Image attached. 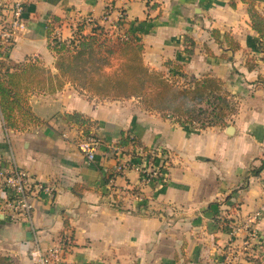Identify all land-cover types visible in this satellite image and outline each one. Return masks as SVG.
Wrapping results in <instances>:
<instances>
[{
    "label": "crops",
    "instance_id": "crops-1",
    "mask_svg": "<svg viewBox=\"0 0 264 264\" xmlns=\"http://www.w3.org/2000/svg\"><path fill=\"white\" fill-rule=\"evenodd\" d=\"M26 1L27 30L6 65L36 63L56 74L51 39L70 38L90 17L135 34L152 70L221 78L237 102L226 128L199 131L142 109L137 99L91 98L70 83L56 93H29L39 122L10 131L11 148L21 168L56 188L35 201L44 247L71 233L68 264H219L220 245L230 240L220 220L257 211L264 244V51L249 6L242 0ZM256 8L264 14V2ZM82 133L100 141L90 163L79 147ZM9 163L0 111V167ZM144 166L161 171L160 178L146 183L137 169ZM233 203L239 211L224 210ZM30 232L0 215V253L14 264H35Z\"/></svg>",
    "mask_w": 264,
    "mask_h": 264
},
{
    "label": "trees",
    "instance_id": "trees-1",
    "mask_svg": "<svg viewBox=\"0 0 264 264\" xmlns=\"http://www.w3.org/2000/svg\"><path fill=\"white\" fill-rule=\"evenodd\" d=\"M242 1L249 6L251 27L264 51V14L256 8L264 0ZM213 33L216 37L221 35L216 30ZM232 45L235 50L240 48L237 43ZM50 47L56 55V74L36 63L4 65L0 69V111L6 129L17 131L21 123L39 122L33 115L29 93L35 89L56 93L67 83L91 98L137 99L145 110L199 131L226 128L237 112L234 97L221 78L208 75L180 85L175 75L166 77L147 67L143 45L120 24L83 22L70 38L54 36ZM0 264L14 262L0 253Z\"/></svg>",
    "mask_w": 264,
    "mask_h": 264
},
{
    "label": "built area",
    "instance_id": "built-area-1",
    "mask_svg": "<svg viewBox=\"0 0 264 264\" xmlns=\"http://www.w3.org/2000/svg\"><path fill=\"white\" fill-rule=\"evenodd\" d=\"M26 3V0H0V69L9 63L17 40L27 30L28 23L24 16ZM106 20L105 17L104 21ZM83 22L90 24L95 21L88 17ZM5 135L9 146L10 163L0 167V215L12 223L29 226L33 234V247L30 255L38 264H68V255L73 250L75 243L73 234H64L53 239L47 247H44L40 232L35 226V201L43 195L53 196L56 188L50 183L32 176L18 165L12 153L10 130L5 128ZM99 145L100 141L95 135L82 133L79 147L87 162L90 163L94 160ZM127 166V164H123V167H119V169H125ZM137 169L145 173L144 181L146 183L161 176V171L147 172L145 166ZM261 218L262 212L257 211L247 217L240 226H230L232 228L230 240L233 242L234 237L241 236L243 250L247 251L256 247L258 245L256 240L259 238L257 226ZM260 251L264 254V248ZM242 254L241 251L237 255L232 251L228 252L222 264H235L239 255Z\"/></svg>",
    "mask_w": 264,
    "mask_h": 264
},
{
    "label": "rangeland",
    "instance_id": "rangeland-1",
    "mask_svg": "<svg viewBox=\"0 0 264 264\" xmlns=\"http://www.w3.org/2000/svg\"><path fill=\"white\" fill-rule=\"evenodd\" d=\"M175 78H178L177 81L180 82V85H184L186 81H193V79L190 80V78H189V76H187V74H184V76L182 78H180L179 76L176 75ZM234 103L237 106V102L234 101ZM138 105L141 106L142 109L145 110V108L142 106L141 103L138 104ZM238 206H241V204L233 203L231 206H228L229 209L227 208V209H224V210H226L227 212L236 213V211L240 210ZM253 214L254 213L246 215V216H237L235 218H230V219L223 218V220L221 219L220 221L223 223V228H225V230L228 232L227 234L230 235V230H232V228L230 226H240L241 224L244 223V220L247 217H249V216H251ZM259 223H260V221H259ZM257 230H258L259 238H257V240H256V242L258 244V245H256V247H252L251 249H248L247 251L243 250L242 237L240 236V237H234L233 242H232V240L226 239L224 241V243L222 245H220L221 246L220 247L221 252L223 253V252L226 251L228 253V252L232 251V252H234L235 255H237L240 251L243 252L242 255H239L240 257L236 261L235 264H264V258H263L264 254L261 251L259 252V250H262L264 248V244H263V241H262V238H261V231L258 228V226H257ZM221 252H220L217 260H220L221 258L223 259L224 256H226V255H222ZM222 259L219 261V264H220V262L222 264L225 261V258L223 260ZM35 264H38V263L36 262Z\"/></svg>",
    "mask_w": 264,
    "mask_h": 264
},
{
    "label": "water",
    "instance_id": "water-1",
    "mask_svg": "<svg viewBox=\"0 0 264 264\" xmlns=\"http://www.w3.org/2000/svg\"><path fill=\"white\" fill-rule=\"evenodd\" d=\"M227 132H228L229 134L232 133V132H234V127H231V126L228 127V128H227ZM27 237H28L29 240H32V239H33V234H32V232H30V233L28 234Z\"/></svg>",
    "mask_w": 264,
    "mask_h": 264
}]
</instances>
